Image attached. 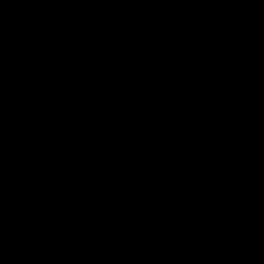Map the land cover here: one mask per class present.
Instances as JSON below:
<instances>
[{"label":"crops","instance_id":"0c3cea01","mask_svg":"<svg viewBox=\"0 0 264 264\" xmlns=\"http://www.w3.org/2000/svg\"><path fill=\"white\" fill-rule=\"evenodd\" d=\"M56 0H0V180L2 192L30 176L25 144L29 128L25 87L39 72L54 81L64 117L75 138L133 128L123 184L150 169L155 184L119 201L193 216L220 229L255 233L263 224L239 210L255 206L264 180V57L255 38L209 31L206 55L186 50L183 24L145 9L89 7L66 18ZM259 11L257 9V17ZM114 46L117 58L101 73L83 67ZM14 69H19L16 73ZM236 80L243 93L229 118L232 143L216 154L199 143L217 122L215 94ZM196 105V113L192 107ZM252 158L253 169L232 161ZM245 163V162H243ZM72 187L92 193L87 172ZM35 233L14 253L15 264H264V246L232 252L202 246L196 232L142 231L143 217L95 209L92 200H52L38 195ZM259 208V207H258ZM261 208V207H260Z\"/></svg>","mask_w":264,"mask_h":264},{"label":"trees","instance_id":"16d2710c","mask_svg":"<svg viewBox=\"0 0 264 264\" xmlns=\"http://www.w3.org/2000/svg\"><path fill=\"white\" fill-rule=\"evenodd\" d=\"M81 3L73 7L71 0L55 3L66 18L76 16ZM26 114L29 128L25 144L30 154L32 177L72 185L79 173L87 172L92 194L100 198L121 200L155 184L148 169L130 186L123 184L131 145L136 141L133 128L123 124L115 129L75 138L64 117L55 83L37 72L25 87ZM39 194L29 184H20L0 195V264H15L14 253L35 233L37 219L35 201ZM256 207H264L263 192L254 193ZM93 201V200H92ZM95 209H99L93 201ZM173 205L157 207L173 213ZM219 227L216 223H211ZM163 228L143 217L142 231L150 234ZM202 246L214 244L197 233Z\"/></svg>","mask_w":264,"mask_h":264},{"label":"snow or ice","instance_id":"6c2138e0","mask_svg":"<svg viewBox=\"0 0 264 264\" xmlns=\"http://www.w3.org/2000/svg\"><path fill=\"white\" fill-rule=\"evenodd\" d=\"M61 2L62 0H57L58 4ZM71 2L75 7L82 0ZM101 4L107 9H145L169 15L182 23L186 31H212L255 38L258 26L260 53L264 57V0H89V7ZM8 178L6 172L0 171V180L7 181ZM14 179L31 185L39 195L52 200H93L100 210L111 214L146 217L165 228L205 234L210 241L223 246L226 251L248 253L254 251L257 243L264 244V234L258 241L253 232L220 229L193 216L166 212L142 204L100 198L67 184L30 176H14Z\"/></svg>","mask_w":264,"mask_h":264},{"label":"built area","instance_id":"2783aa9c","mask_svg":"<svg viewBox=\"0 0 264 264\" xmlns=\"http://www.w3.org/2000/svg\"><path fill=\"white\" fill-rule=\"evenodd\" d=\"M208 33L209 31H186L185 26L183 25V34L187 41L185 49L206 55L207 46L203 43L202 37ZM117 55L118 49L116 47L110 46L105 48L101 51L97 59L83 67V73L86 76H93L95 74L101 73L106 65L112 63L117 58ZM14 70L16 73L19 72V69ZM242 98L243 93L240 89V82L238 80L227 87L223 92L215 94V100L219 106L218 115L220 117V121L216 123L214 128L200 137L199 143L207 144L209 146L211 132L215 133L218 143L222 147L226 144L232 143V138L228 127V120L238 112ZM197 108L198 107L194 105L192 107V113L195 114ZM232 161L242 170L250 171L253 169L252 158L250 156L242 158L235 154L232 158ZM261 177L264 180V171H262ZM239 210L245 213L248 217H253L259 223L263 224L262 218L264 215V207L258 208L256 206H252L251 209H247L246 206L243 205L239 207ZM259 244L264 246V244Z\"/></svg>","mask_w":264,"mask_h":264},{"label":"water","instance_id":"95a60500","mask_svg":"<svg viewBox=\"0 0 264 264\" xmlns=\"http://www.w3.org/2000/svg\"><path fill=\"white\" fill-rule=\"evenodd\" d=\"M209 144L212 147V150L216 154H219V155H222L223 154L222 146L218 143V140L216 138V135L213 132L210 133Z\"/></svg>","mask_w":264,"mask_h":264},{"label":"bare ground","instance_id":"6f19581e","mask_svg":"<svg viewBox=\"0 0 264 264\" xmlns=\"http://www.w3.org/2000/svg\"><path fill=\"white\" fill-rule=\"evenodd\" d=\"M262 234H264V232Z\"/></svg>","mask_w":264,"mask_h":264}]
</instances>
